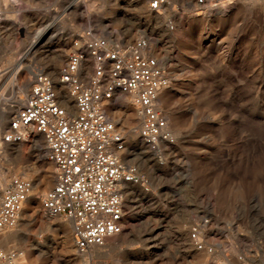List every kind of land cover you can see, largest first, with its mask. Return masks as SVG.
Wrapping results in <instances>:
<instances>
[{
	"label": "rangeland",
	"instance_id": "1",
	"mask_svg": "<svg viewBox=\"0 0 264 264\" xmlns=\"http://www.w3.org/2000/svg\"><path fill=\"white\" fill-rule=\"evenodd\" d=\"M167 2L172 4V10L164 8L160 15L157 13L166 17V22L160 25L154 20H146L147 15L139 11L136 0H119V6L117 0H0V110L13 105L16 95H22L26 99L25 93L18 94L16 84L24 72H30L28 67L34 71L29 74L31 85L37 75L45 73L35 70L37 58L43 55L51 57L56 51L62 52V45L69 42L74 47L73 41L79 40L80 36L102 37L123 44L135 41V38L148 39L159 57L150 54V46L146 54L158 59L169 80L168 86L159 92L158 109L167 119L172 141L159 152L138 143L142 141L138 133L142 124H134L137 123L136 118H142L141 115L131 117L128 131L122 130V133L118 129L127 153V161L122 160L126 166L136 171V186L147 194H159V207L144 209L140 207L138 196L132 197L130 191L125 193V202L129 201L130 205L125 206V231L118 237L137 241L134 247L125 249V252L140 254L136 258V264H180L181 261L184 264H264V247L260 243L264 241V236L255 229L250 231L245 228L239 219V231L236 224L230 230L223 225L215 226V212L212 209L216 199L214 196L212 199L208 198L209 192H226L233 200H239L246 195L245 184L251 177L246 172H241L233 178L221 171L213 177L209 187L201 190L204 186L200 185V180L207 175V169L187 159L200 156L216 147L209 142V137L202 130L206 125L218 124L223 119L218 111L222 104L218 93H223L224 90L206 92L201 87V91L197 92L195 85L204 80L205 65L219 66L221 69L225 65L230 66L227 57L235 49L238 40L230 29L217 25L219 17L190 21L188 15L193 8L184 0ZM228 3L233 5L235 0L219 6ZM146 5L149 8V0ZM194 8L203 11L202 7ZM138 32L143 33L142 36H137ZM153 37L159 41L152 44L150 38ZM202 55L211 56L212 60L204 59L201 62ZM33 56L38 57L35 59ZM165 56L168 59L171 57L170 63H166ZM64 66L63 64L62 69ZM168 87L172 89L165 90ZM232 91L234 90L229 89V92ZM261 95L264 96V89H261ZM134 100L132 98V105L139 111ZM103 107L109 114L112 112L111 107ZM209 114L213 118L205 119ZM6 132L0 134V143ZM131 139L137 141V146L131 144ZM155 147L157 149V145ZM26 148L25 152L34 158L36 153L33 145L29 144ZM3 153L4 149L0 147V161L4 160ZM7 159V167L0 164V173L4 172L7 180L19 177L32 181V178L17 172L19 160L15 155ZM178 160L187 162L181 164L177 163ZM177 174L183 178H179ZM253 176L259 191L252 201L256 207L250 210L249 224L264 208V165L255 167ZM229 180L231 182L226 183ZM44 196L41 194L40 198ZM26 207L29 208L28 205ZM21 217L22 213L20 220ZM60 218L66 220L64 217ZM130 221L134 223L131 231L128 229ZM37 226L40 224L37 223ZM43 229L47 231L42 238L45 243L41 249H32L27 259H22L25 241L18 239L15 259L26 264H80L64 248L61 234L55 226ZM70 230L73 238V229ZM22 234L24 237V233ZM110 240L102 250L108 248ZM72 243L74 244L73 239ZM41 250L44 255L40 254ZM94 251L95 249L92 252ZM107 257L103 259L104 262L95 259L89 264H105Z\"/></svg>",
	"mask_w": 264,
	"mask_h": 264
},
{
	"label": "built area",
	"instance_id": "2",
	"mask_svg": "<svg viewBox=\"0 0 264 264\" xmlns=\"http://www.w3.org/2000/svg\"><path fill=\"white\" fill-rule=\"evenodd\" d=\"M227 1L195 0L199 6H219ZM165 5L167 0H149V8L155 12ZM90 37L73 41L75 51L68 55L60 74L61 83L69 86L75 97V114L61 105L51 77L41 73L2 135L8 144L25 140L26 129L44 137L56 167L57 184L41 199V205L72 222L74 243L82 254L103 248L124 233L126 186L138 181L136 171L120 157L125 143L102 102L120 93L135 94L143 117L140 137L145 144L155 147L157 141H172L167 119L157 107L166 73L156 58L146 55L148 40L123 44L102 37L89 42ZM165 128L167 132L162 133ZM32 195L31 182L10 181L0 195V221L8 214V220L15 218L18 224ZM3 227L0 223V229Z\"/></svg>",
	"mask_w": 264,
	"mask_h": 264
},
{
	"label": "clouds",
	"instance_id": "3",
	"mask_svg": "<svg viewBox=\"0 0 264 264\" xmlns=\"http://www.w3.org/2000/svg\"><path fill=\"white\" fill-rule=\"evenodd\" d=\"M218 15L217 25L234 32L238 43L227 57L230 66L225 65L221 69L219 66L205 65L204 80L197 83L195 89L197 92L201 91V87L206 92L224 90L223 93H218L222 102L218 111L223 119L218 124L206 125L202 130L209 137V142L216 147L200 156L187 159L207 169V175L200 180V185L204 186L201 190L209 187L213 177L221 171L233 178L246 172L251 179L245 184L246 195L243 198L233 200L226 192H209L208 198L212 199L214 196L216 199L212 209L215 212V226L223 225L230 230L236 224L239 231V219L245 228L250 231L255 229L264 236V208L256 214L251 224L248 222L250 210L256 207L252 201L259 191L253 170L264 165V96L261 95V89H264V0H235L230 13L221 11ZM204 59L211 61L212 57L202 55L201 62ZM229 89L234 91L229 92ZM212 118L211 114L205 117ZM163 132H167V129H163ZM186 162L187 160L177 161L181 164ZM0 164L7 167V157ZM39 210L38 208L37 211ZM11 215L15 216L14 213ZM34 216L35 213L21 217L25 222L19 225L15 218L9 221L8 214L4 221H0L4 225L0 229V253H3L0 264H14L19 233H24L22 239L25 241V251L41 249L45 243L42 238L47 230L37 226L39 218L34 219ZM136 243L137 241L127 237L114 239L109 248L103 250L108 252L105 264H136V258L140 254L125 252V249L134 247ZM260 243L264 247V241ZM48 247L51 248V245ZM40 254L44 255V252L41 250ZM180 264L184 262L181 261Z\"/></svg>",
	"mask_w": 264,
	"mask_h": 264
},
{
	"label": "bare ground",
	"instance_id": "4",
	"mask_svg": "<svg viewBox=\"0 0 264 264\" xmlns=\"http://www.w3.org/2000/svg\"><path fill=\"white\" fill-rule=\"evenodd\" d=\"M147 1L148 0H136L139 11L142 14H146L147 15L146 16V18H147L146 20L148 22L154 20L156 22V24H160V25L165 23L166 22V17L159 16L160 15L159 13H161L162 11L161 12L160 11L159 12L152 11L150 8L147 7V5H146ZM184 1L187 3V5L189 7L194 9V10L192 9V11H190V13L188 15V20H190V21H198V20H200L202 18H211V19H213L215 17H219L218 14L221 11H225V12L228 13V11L230 9H232V6H233L230 3H228V5H225V6H214V4H210V5H207V6H199V5L196 4V2L194 0H184ZM171 7H172V4L167 2V5H165V7H163V8H166V9L170 10ZM194 7H202L203 11H197ZM153 14H155V15H153ZM171 14H175V13L172 12ZM142 34L143 33L138 32L137 36H142ZM92 37L88 38L87 40L89 42H92L95 39L94 37L93 38ZM134 37H136V36H134ZM141 39H143V38H139L138 40H141ZM136 41L137 40L135 38V41H132V42H136ZM150 41L153 44V43L158 42L159 39H155L153 37V38H150ZM148 42H149V40H148ZM149 46H150V42H149ZM150 48H151L150 54L153 55V56L159 57V54L154 49V47L150 46ZM148 49H149V47H148ZM69 50H70V53H71V51H75V47H72L70 42L68 44L64 45V46L62 45V52L56 51L55 53H53V55L51 57H46V56L44 57V55L43 56L39 55L40 57L37 58L38 61H37L36 66L34 68H35V70L37 69L40 72L47 73L46 75L51 77V79L53 80L54 86H55V91L57 92V94L60 97L61 105L63 107H65L68 112H70L72 114H75V112H76L75 97L71 94L70 87L62 84L61 81H60V74L62 72V66H63V64L66 65V62H67V59H68V55L70 54ZM36 57H38V56H33L32 58L36 59ZM156 57H154V58H156ZM164 59L166 60L167 64L171 62V60H169L167 58V56H165ZM88 62H89L88 66H90L92 68V66H94V63L90 59H89ZM159 64L163 68V66H162V64L160 62H159ZM34 65L35 64H33V66ZM170 65L171 64H169V66ZM171 67H172V65H171ZM28 69L30 70V72H26V73L24 72L23 75L21 76V80L19 82H17V84H16V86L18 88V91H19L18 94L25 93L26 94L25 95L26 99L29 96V90H30V87L32 86L31 85V83H32L31 81L32 80L29 79V74L34 72V71L31 70V67H28ZM166 80L167 81H166V84H165L164 87L168 86V84H169V80H168L167 75H166ZM168 89L171 90L172 88L168 87L165 90H168ZM13 96H14V94H13ZM160 97H162V93L160 94ZM132 98H135L134 101H135V104L137 105V103H136V95L135 94H124V93L116 94L114 99H112V100H104L102 102L103 105L107 109H108V107L112 108V112L110 114L108 112L107 113L109 114V116L110 115L112 116V117L110 116V118L111 119L113 118L112 121L117 125V128L119 130H121V131L124 130V132L127 130V126L131 124V121H132L131 117L132 116H135V115H141L142 116L140 108H139V111H138L137 109L134 108V105H132ZM25 100H24V97L22 95L19 96V97H17V95H16L15 96V101L13 100L14 101L13 105H7V106H5L4 108H2L0 110V134H2L5 131H8V126H9L8 124H9V120L11 119V116L13 114L17 113L18 109L24 104ZM158 100H159V97H158ZM160 101H161V98H160ZM157 107H158V103H157ZM141 119L137 120V118H136L137 123H135L134 125L143 124V117ZM168 120H169V118H168ZM180 130H181V128H180ZM137 131H138V129H137ZM122 133H123V131H122ZM138 133L140 135V132H138ZM23 134L25 136V140H23L22 142H20L18 144L7 145L8 143H6L4 141H3L4 142L3 143L1 141L0 147H2L4 149V153H3L4 158L5 157H7V158L11 157L12 158L13 155H15V157L19 160V165H18V168L16 169L17 172H19V174H22V175H24V176H26L28 178H32L33 182L28 180V179H24V178L13 177L12 174H11V177H13V178H10V179L7 180V177L4 175V172H1L0 173V195L2 194V191L4 190V188L13 179L19 178V179H24V180H27V181L31 182L33 184V191L34 192H33L32 197H30V199L27 201V203L24 206V210L22 212V217L23 216H27V215H32L33 213H35L34 219L39 218L38 219V223L40 224V226L46 227L47 229L55 226L57 228V230H59V232L61 234V240H62V244H63L64 248L66 249V251L69 254L75 256L80 264H89V263H92L95 259H97L99 261H102L104 258H106L108 256V252L103 251L102 248H97V249H95L94 252L91 251L88 254H79V252H78V250H77V248L75 246V243L74 244L72 243V239L73 238L71 237V230H70L71 228L73 229L72 222L71 221L68 222L69 220L66 221L67 219L66 220L61 219L60 218L61 216H55V215H53L51 213L48 214V213H46L47 211L42 207L41 200H40L41 199L40 195L42 194L44 196L46 194L45 193L46 190L50 189L53 185L57 184L56 167L54 166V163L51 161L50 155L48 156L49 147H48L45 139H43L44 137L41 134L37 133L34 129H26V130L23 131ZM138 143L144 144V145L147 146V148L149 147L150 149H153L156 152L161 151L163 148H165V147H167L169 145V144H167L169 142L157 141L156 142L157 149H156V147H150L147 144H145V142L143 140L141 142L139 141ZM138 143H137V141H135V139H131V144L132 145L137 146ZM29 144L33 145L34 151L36 153V156L34 158L30 157L25 152V150L27 149L26 147ZM30 147H32V146H30ZM125 154H127L126 153V149L120 155V157L123 160L127 161V158L125 157L126 156ZM54 167H55V170H54ZM154 178L157 180V177L154 176ZM136 185H137V183L128 184L126 186L127 187V190H126L127 192H125V193H128V191H130V194H131L132 197L138 196L139 197V202H140V207H143L144 209H147L149 207H153V209H157L159 207V206H157V201H158V198H159V194H157V193L147 194V193H145V191L143 192V190L142 191L139 190L138 186H136ZM156 185H157V183H156ZM148 193H150V192H148ZM128 202L129 201L125 202L124 208H125V206L128 207L130 205ZM127 204H129V205L127 206ZM26 205H28L29 208L26 207ZM38 208L40 209L39 211H37ZM133 211H134V209H133ZM132 214H133V212H132ZM24 222L25 221L20 220V222H18V223L21 224V223H24ZM125 224H126V222H125ZM128 224H129V228L128 229L131 231V229L134 227V223L132 221H130ZM128 234H130V233H128ZM22 236H23V234L19 233L17 235V240L18 239H22ZM117 238H122V236L121 237H116L114 239H117ZM114 239H111L110 243ZM117 242H119V240ZM110 243H109V245H110ZM108 248H109V246H108ZM31 250H28V251L24 250V253L22 254L21 258L22 259H27V257L30 254ZM17 251H18V249H17ZM0 261H3V259L1 258ZM19 262H22L23 264H26L25 262L18 261L17 259H15L14 264L19 263ZM103 262H104V260H103Z\"/></svg>",
	"mask_w": 264,
	"mask_h": 264
}]
</instances>
